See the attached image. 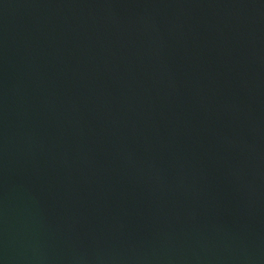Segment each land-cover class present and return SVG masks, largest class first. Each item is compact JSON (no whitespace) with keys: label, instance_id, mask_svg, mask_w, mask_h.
<instances>
[{"label":"water","instance_id":"obj_1","mask_svg":"<svg viewBox=\"0 0 264 264\" xmlns=\"http://www.w3.org/2000/svg\"><path fill=\"white\" fill-rule=\"evenodd\" d=\"M0 264H264V0H0Z\"/></svg>","mask_w":264,"mask_h":264}]
</instances>
